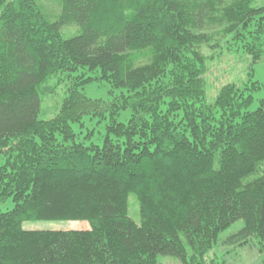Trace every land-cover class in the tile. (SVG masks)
Listing matches in <instances>:
<instances>
[{"label":"trees","instance_id":"trees-1","mask_svg":"<svg viewBox=\"0 0 264 264\" xmlns=\"http://www.w3.org/2000/svg\"><path fill=\"white\" fill-rule=\"evenodd\" d=\"M256 1L60 0L52 21L39 0H0V203L13 204L0 213V264H205L238 221L235 242L264 248V100L249 110L261 85L228 84L206 103L203 51L230 38L253 72L264 60ZM70 24L80 34L64 38ZM146 49L151 60L133 66L129 53ZM53 76L68 85L39 120ZM103 82L122 92L85 94ZM85 116L103 122L101 144L77 140L71 124ZM30 221L89 229H23Z\"/></svg>","mask_w":264,"mask_h":264},{"label":"rangeland","instance_id":"rangeland-1","mask_svg":"<svg viewBox=\"0 0 264 264\" xmlns=\"http://www.w3.org/2000/svg\"><path fill=\"white\" fill-rule=\"evenodd\" d=\"M44 7L49 19L55 20L60 5V0H39ZM254 6L264 5V0H257ZM77 25H66L61 27L60 33L64 38H70L80 34ZM204 53L210 57L207 62V74L205 75V101L212 104L220 88L228 84L237 86L249 85L250 81L258 82L260 90L252 91L254 98L249 110H255L260 100H264V60L253 65L251 71V58L246 55L230 38L221 40L219 47L204 48ZM129 59L133 66L147 64L151 60V50H140L129 53ZM252 76L250 77V73ZM59 76H53L47 86L52 92L41 98L39 120L52 119L58 112L68 81L58 82ZM121 90H112L105 82L101 84L92 83L85 88V94L91 99L103 101L110 100L113 96L121 93ZM124 115H127L124 113ZM105 123V122H104ZM77 140L84 144H101L104 137L103 122L98 118L85 116L81 124H71ZM5 162L4 156L0 153V166ZM12 202L7 200L0 203V213L12 208ZM128 216L137 225L140 224L138 203L133 195L128 198ZM25 230H88L89 224L86 221H30L23 223ZM242 227V221H238L218 236L217 242L205 256V264H263L264 248L260 247V240L257 237L249 238L244 244H237L234 236ZM161 264H181L172 256H158Z\"/></svg>","mask_w":264,"mask_h":264}]
</instances>
